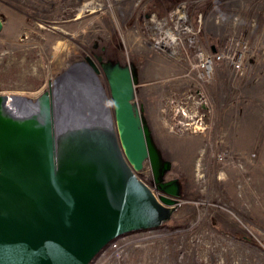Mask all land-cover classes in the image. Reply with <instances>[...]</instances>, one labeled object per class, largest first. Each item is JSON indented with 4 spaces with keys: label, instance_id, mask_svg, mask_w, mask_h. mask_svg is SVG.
Returning a JSON list of instances; mask_svg holds the SVG:
<instances>
[{
    "label": "rangeland",
    "instance_id": "1",
    "mask_svg": "<svg viewBox=\"0 0 264 264\" xmlns=\"http://www.w3.org/2000/svg\"><path fill=\"white\" fill-rule=\"evenodd\" d=\"M176 1L0 0V94L36 99L87 57L109 93L99 58L134 63L136 102L172 162L165 180L179 179L180 203L162 225L112 241L90 264H264V0L194 3L208 51L233 47L208 74L195 54L154 50L142 27ZM240 54L243 71L231 60Z\"/></svg>",
    "mask_w": 264,
    "mask_h": 264
},
{
    "label": "water",
    "instance_id": "2",
    "mask_svg": "<svg viewBox=\"0 0 264 264\" xmlns=\"http://www.w3.org/2000/svg\"><path fill=\"white\" fill-rule=\"evenodd\" d=\"M101 67L109 93L87 57L36 99L0 94V264H90L179 205L181 183L165 180L172 162L136 102V65ZM146 160L159 198L135 172Z\"/></svg>",
    "mask_w": 264,
    "mask_h": 264
},
{
    "label": "built area",
    "instance_id": "3",
    "mask_svg": "<svg viewBox=\"0 0 264 264\" xmlns=\"http://www.w3.org/2000/svg\"><path fill=\"white\" fill-rule=\"evenodd\" d=\"M85 1L89 4L95 1L97 2L98 0ZM136 1L138 3L141 2V0ZM197 1H200L199 3L203 2L201 0H177L175 4L163 14H158L156 12L147 14L143 19L142 27L150 31V45L154 50L174 58H181L182 55L187 56L195 54L199 58V63L197 65L202 68L204 74H208L213 69L214 61L221 60L225 54L232 52L233 47L228 42H225L220 50L215 49L213 52L208 51L206 45L200 40V24L204 21V15L199 13L197 17L193 16L192 7ZM212 47L215 48L214 45H212ZM236 51L235 49V52ZM241 51L242 50L239 52ZM231 60L237 71H243L244 60L241 54L236 57L232 56ZM183 114L187 115L185 110H183ZM198 122L199 125L197 126L201 129L203 125L201 118ZM148 170L149 176L145 173L144 168L135 172L143 183L148 186H154L153 189L155 190V184L152 183V169L149 167ZM144 173L145 177L143 176ZM146 177L149 180L152 178L151 185ZM128 234L129 233L124 234L118 238L124 237L125 235L127 236Z\"/></svg>",
    "mask_w": 264,
    "mask_h": 264
},
{
    "label": "bare ground",
    "instance_id": "4",
    "mask_svg": "<svg viewBox=\"0 0 264 264\" xmlns=\"http://www.w3.org/2000/svg\"><path fill=\"white\" fill-rule=\"evenodd\" d=\"M52 88H54V86H52ZM147 163H149V165H150V162L148 161V160H146L145 162H144V166H143V168H146V165H147ZM151 166V165H150ZM142 168V169H143ZM147 171H148V169H145V173H147ZM153 172V171H152ZM154 180V179H153Z\"/></svg>",
    "mask_w": 264,
    "mask_h": 264
},
{
    "label": "flooded vegetation",
    "instance_id": "5",
    "mask_svg": "<svg viewBox=\"0 0 264 264\" xmlns=\"http://www.w3.org/2000/svg\"><path fill=\"white\" fill-rule=\"evenodd\" d=\"M99 61H100V64H101L103 61H106V60H103L102 58H100Z\"/></svg>",
    "mask_w": 264,
    "mask_h": 264
}]
</instances>
